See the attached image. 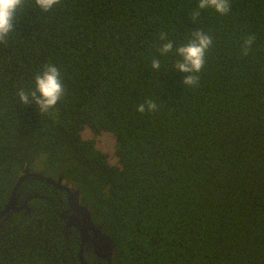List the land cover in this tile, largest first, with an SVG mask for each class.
Returning <instances> with one entry per match:
<instances>
[{
	"label": "trees",
	"instance_id": "trees-1",
	"mask_svg": "<svg viewBox=\"0 0 264 264\" xmlns=\"http://www.w3.org/2000/svg\"><path fill=\"white\" fill-rule=\"evenodd\" d=\"M197 3L61 0L43 12L26 0L0 45V212L26 171L63 176L115 246L111 263L93 264H264V0L194 19ZM197 31L213 44L188 87L160 35L175 47ZM46 64L64 94L44 113L16 93ZM146 101L156 109L138 112ZM86 127L116 136L119 165ZM16 195L31 210L2 222L0 264H79L66 191L29 176Z\"/></svg>",
	"mask_w": 264,
	"mask_h": 264
},
{
	"label": "clouds",
	"instance_id": "clouds-1",
	"mask_svg": "<svg viewBox=\"0 0 264 264\" xmlns=\"http://www.w3.org/2000/svg\"><path fill=\"white\" fill-rule=\"evenodd\" d=\"M26 0H0V45L7 43L10 33L14 31L17 22V15L24 7ZM35 8L49 12L55 6L61 3V0H32ZM212 9L220 15H227L230 11V0H198L197 7L191 13L193 18L200 15L201 10ZM160 39L165 41L160 44V54L179 57L175 68L179 72L187 73L183 77L182 83L185 86L193 87L198 85L199 73L206 63V53L213 44L212 36L207 32L197 31L193 33L186 43H177L173 46L171 39L167 38L166 33H161ZM255 40L254 34H249L243 39L240 45L241 55L247 56ZM151 68L160 71L161 60L153 59ZM34 87L30 90L21 88L16 95L19 102L28 104L31 99L38 106L39 111L47 113L54 110L58 101L64 94V86L61 79V73L54 64H46L43 70L34 76ZM154 102L146 101L137 105V111L145 113L156 109Z\"/></svg>",
	"mask_w": 264,
	"mask_h": 264
},
{
	"label": "water",
	"instance_id": "water-1",
	"mask_svg": "<svg viewBox=\"0 0 264 264\" xmlns=\"http://www.w3.org/2000/svg\"><path fill=\"white\" fill-rule=\"evenodd\" d=\"M36 177L41 181L55 186L58 189L65 190L67 193V200L70 206V215L65 214L68 227H75L79 230L81 237V248L79 251V260L82 264H88L84 261L83 255L85 251L86 243L91 245L92 251L100 258L112 262L113 253L115 246L111 238L103 232L102 228L95 224L90 210L81 203L80 192L77 189L72 188L66 183L63 176L58 179L52 177L44 176L40 173H29L26 171V175L20 177L14 191L11 200L5 205L3 210L0 212V230L2 227V222L7 218L11 211H22L26 213L30 212V207L27 202L20 206L16 191L20 184L24 181L26 177Z\"/></svg>",
	"mask_w": 264,
	"mask_h": 264
},
{
	"label": "rangeland",
	"instance_id": "rangeland-1",
	"mask_svg": "<svg viewBox=\"0 0 264 264\" xmlns=\"http://www.w3.org/2000/svg\"><path fill=\"white\" fill-rule=\"evenodd\" d=\"M82 136L84 139L94 138L97 148L107 153L110 164L119 165V157L116 154V136L112 132L104 131L101 135L95 136L93 131L86 127L82 131ZM71 187L74 188L73 186Z\"/></svg>",
	"mask_w": 264,
	"mask_h": 264
},
{
	"label": "flooded vegetation",
	"instance_id": "flooded-vegetation-1",
	"mask_svg": "<svg viewBox=\"0 0 264 264\" xmlns=\"http://www.w3.org/2000/svg\"><path fill=\"white\" fill-rule=\"evenodd\" d=\"M67 183V182H66ZM70 185V184H69ZM55 187V186H54ZM68 201V200H67ZM69 204V203H68ZM71 212H69V214L67 215H70ZM75 228V227H74ZM77 229V228H76ZM78 230V229H77ZM79 232V230H78ZM80 234V233H79ZM80 248H81V237H80ZM80 251V249H79ZM89 251H91L92 253L90 254ZM87 252V253H86ZM92 254L96 255L93 251H92V248H91V245L87 242L86 243V246H85V251H84V255H83V258H84V261L88 264H93L92 262H90L88 259L92 256ZM97 256V255H96ZM79 252L77 254V261L79 262V264H82L81 261L79 260ZM98 257V256H97ZM88 258V259H87ZM100 258V257H98ZM102 259V258H101ZM104 260V259H103ZM106 261V260H105ZM108 262V261H107Z\"/></svg>",
	"mask_w": 264,
	"mask_h": 264
}]
</instances>
